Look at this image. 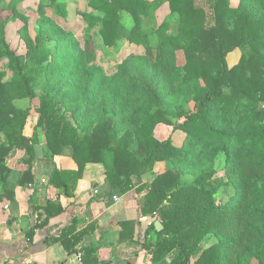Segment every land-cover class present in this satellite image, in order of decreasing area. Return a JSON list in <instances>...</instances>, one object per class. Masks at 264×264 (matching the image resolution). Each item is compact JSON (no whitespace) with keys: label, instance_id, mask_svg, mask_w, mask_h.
Masks as SVG:
<instances>
[{"label":"trees","instance_id":"obj_1","mask_svg":"<svg viewBox=\"0 0 264 264\" xmlns=\"http://www.w3.org/2000/svg\"><path fill=\"white\" fill-rule=\"evenodd\" d=\"M19 1L12 0L10 9L12 20L24 23L19 32L25 53L11 48L0 21V62H9L0 70L1 198L34 184L38 168L76 200L88 165L96 164L105 169L103 195L111 199L117 189L130 192L134 177L142 179L161 163L164 172L141 186L147 191L141 214H159L164 230L157 232L153 222L149 235L136 240L152 264H264V0H240L237 7L232 0H87L84 32L102 35L107 57L116 56L124 42L156 51L154 60L127 56L113 75L89 63L77 35L47 14L52 7L64 12V2L40 1L33 38ZM162 3L171 11L153 42L142 33L143 22ZM238 49L242 58L230 66ZM36 97V130L28 137L31 111L17 104ZM84 116H95L94 125L85 126ZM161 125L181 133V143L157 138ZM17 149L28 155L23 170L1 162ZM220 155L224 176L218 178ZM56 157L72 159L76 169L58 168ZM222 189L229 194L226 202L217 199ZM44 211L48 221L66 208L48 201ZM136 224L123 222V235L134 240ZM75 228L47 242H60L72 255L89 232L75 234ZM208 237L217 242L204 248ZM80 251L88 264L98 248Z\"/></svg>","mask_w":264,"mask_h":264},{"label":"crops","instance_id":"obj_2","mask_svg":"<svg viewBox=\"0 0 264 264\" xmlns=\"http://www.w3.org/2000/svg\"><path fill=\"white\" fill-rule=\"evenodd\" d=\"M38 156L41 158L43 154ZM71 160L68 157L55 159L58 168L74 170L76 164ZM64 163L68 167H63ZM101 167L88 165L79 182L76 200H69L62 189L53 187L49 181L47 186H42L41 181L47 177L42 176L38 168L34 170V184L17 187L5 198H1L3 188L0 185V264H83L80 251L83 247L98 248L88 264H151L146 250L136 243L138 237L142 240L143 236L149 235L145 232L150 220L142 217L141 208L137 209V205L132 209L129 197L121 196L119 201H115V194L111 199H105L104 181L98 186ZM33 186L43 194L37 192L32 195L30 187ZM95 189L100 191L99 196L93 195ZM48 201H59L66 211L46 221L44 208ZM133 220L137 222L134 240L123 235L122 227L123 222ZM72 224L76 226L75 234L84 230L89 232L77 245V252L70 255L60 242L47 240L58 237ZM35 227L37 229L33 231Z\"/></svg>","mask_w":264,"mask_h":264},{"label":"rangeland","instance_id":"obj_3","mask_svg":"<svg viewBox=\"0 0 264 264\" xmlns=\"http://www.w3.org/2000/svg\"><path fill=\"white\" fill-rule=\"evenodd\" d=\"M41 0H20L17 4L18 10L28 16L29 18V32L30 35L35 38L36 37V30L38 29V7ZM66 4V9L64 12H61L57 9V7H52L47 9V14L55 20L61 27H63L67 31L73 32L81 41V46L84 49L85 53L88 57V62L91 64H97L105 69L108 75H113L117 72L118 66L120 63L129 55H137V56H147L150 59L154 60L156 58V51L150 47H147L145 45L138 46L135 44H130L128 42H124L121 46L119 52L114 57H107L103 51V45H104V39L102 35L95 31L90 34V36H86V33L84 32V29L87 26V23L84 21L82 17V13H88L91 12V9L88 6L87 0H60ZM154 1V0H149ZM12 0H0V21L5 26L6 31V39L11 48L18 54H23L26 52V43L25 40L22 39L21 34L19 30L23 27L24 23L21 20H12L13 12L10 9ZM240 0H232L231 4L234 7H237L239 5ZM202 6L205 4H201ZM170 6L169 3H162L160 7H158L148 18L145 19L143 22V29L142 33L145 35L152 36V41L154 42L156 38L153 36V34L157 31V29L168 19V16L170 15ZM174 31L171 30L170 32ZM244 51L241 49L236 50L233 52L228 61L230 66H233L237 64L243 55ZM178 62L179 65H183L184 55L182 52L178 53ZM9 65V62L7 60H3L0 62V70H6ZM12 74L9 73V76L7 80H11ZM38 94L40 92L38 91ZM21 108H29L30 109V117L29 122L26 128V135L28 137H31L33 132L36 130V123L38 119V115L35 112V108L39 105V98H33L31 100H24L20 101L17 104ZM262 107L264 108V104H262ZM95 116H91L87 118V116H84L83 124L86 126L87 124L92 126L94 125ZM40 134V140L41 145L37 146L36 148V154L42 155L44 153V144H45V138L43 135L42 130H38ZM156 136L160 140H166L169 137H174L177 144H180L183 138V135L181 133H175L173 131V128L171 126L161 125L156 129ZM27 152L24 150H14L7 160H4V162L12 168H16L17 170H23L25 165V160L27 159ZM72 161V160H71ZM224 165V156L220 155L217 159V169H218V175L217 177L220 178L224 176V172L222 170ZM63 167H68L66 163L62 164ZM102 171L98 172L101 182L98 183V186L104 181L105 178V169L101 167ZM164 172V165L161 163L156 164L153 167L152 172L144 175L142 179H138L134 177V188L124 194L119 189L114 191V195L116 194L118 197L117 199L114 198L115 201H119L121 196H125V198L129 197L130 203L133 205V208H135V205L138 206L137 209L141 208L142 204L145 202L147 191L145 188H141L143 184L150 183L153 178L159 174H162ZM34 179L36 178V172H33ZM38 178V177H37ZM46 179V180H45ZM42 180L40 184L42 186H47V181L49 179L45 178ZM39 180V179H38ZM99 188V187H98ZM31 194H37L39 191L38 187H30ZM38 194H43V192H38ZM229 198L228 192L226 190L222 189L220 193L217 196L218 202H226ZM167 205V204H166ZM144 218V217H143ZM145 218H148L150 220V224L156 221H160L159 214H154L150 216H146ZM217 240L213 237H208L204 239L201 242V246L204 248H208L215 244ZM148 258L151 262V255L146 251ZM169 259L172 262L171 257ZM170 262V263H171ZM169 263V262H168ZM152 264V262H151ZM250 264H258V261L256 259H252Z\"/></svg>","mask_w":264,"mask_h":264},{"label":"water","instance_id":"obj_4","mask_svg":"<svg viewBox=\"0 0 264 264\" xmlns=\"http://www.w3.org/2000/svg\"><path fill=\"white\" fill-rule=\"evenodd\" d=\"M1 162H4L3 159H1ZM155 229L157 232H162L164 230V225L162 224L161 221H156L155 222ZM169 263L171 262V260L168 258L167 260Z\"/></svg>","mask_w":264,"mask_h":264},{"label":"built area","instance_id":"obj_5","mask_svg":"<svg viewBox=\"0 0 264 264\" xmlns=\"http://www.w3.org/2000/svg\"><path fill=\"white\" fill-rule=\"evenodd\" d=\"M94 196H99L100 195V191L98 189H95L93 192ZM115 199H117V196L114 197Z\"/></svg>","mask_w":264,"mask_h":264}]
</instances>
